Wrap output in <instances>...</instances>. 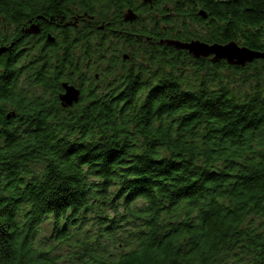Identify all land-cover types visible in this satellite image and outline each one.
<instances>
[{
    "label": "trees",
    "instance_id": "trees-1",
    "mask_svg": "<svg viewBox=\"0 0 264 264\" xmlns=\"http://www.w3.org/2000/svg\"><path fill=\"white\" fill-rule=\"evenodd\" d=\"M125 15L139 38L264 52V0H0V31L70 18L92 59ZM156 47L135 100L62 109L49 71L25 93L0 134V264H264V60Z\"/></svg>",
    "mask_w": 264,
    "mask_h": 264
},
{
    "label": "flooded vegetation",
    "instance_id": "flooded-vegetation-1",
    "mask_svg": "<svg viewBox=\"0 0 264 264\" xmlns=\"http://www.w3.org/2000/svg\"><path fill=\"white\" fill-rule=\"evenodd\" d=\"M122 19L121 28H110L107 32L103 27L99 29L103 44L100 54L92 59L88 56L87 45L73 50L70 18L64 23L55 22L54 17L47 21L32 19L18 25L3 21L0 31V134L9 129L16 132L23 129L24 95L31 93L32 87L38 88L46 71L61 88L56 90V98L62 109L79 103L83 90L94 95L105 92L108 86L116 89L120 99L135 100L137 96L129 93L135 91L131 86L136 85L140 77L153 74L149 60L155 58L154 48L165 44L162 39L150 40L151 36L137 37L134 18L125 15ZM56 29L65 30L63 41ZM145 47V52L140 50ZM64 83L79 91L78 102L66 108L59 100V95L64 93Z\"/></svg>",
    "mask_w": 264,
    "mask_h": 264
},
{
    "label": "water",
    "instance_id": "water-1",
    "mask_svg": "<svg viewBox=\"0 0 264 264\" xmlns=\"http://www.w3.org/2000/svg\"><path fill=\"white\" fill-rule=\"evenodd\" d=\"M150 2V0H147ZM205 18V15L202 14ZM165 45L174 47L177 50H184L194 58H211L213 62L225 61L228 65L243 67L253 60H264V52L252 51L244 46H238L234 42L227 44H208L199 40L180 42L165 40ZM64 93L59 95L61 106L66 108L77 103L79 91L71 85L63 84Z\"/></svg>",
    "mask_w": 264,
    "mask_h": 264
},
{
    "label": "rangeland",
    "instance_id": "rangeland-1",
    "mask_svg": "<svg viewBox=\"0 0 264 264\" xmlns=\"http://www.w3.org/2000/svg\"><path fill=\"white\" fill-rule=\"evenodd\" d=\"M42 229H43V232L48 233V232H46V230H48V227H46L45 224L42 226Z\"/></svg>",
    "mask_w": 264,
    "mask_h": 264
}]
</instances>
